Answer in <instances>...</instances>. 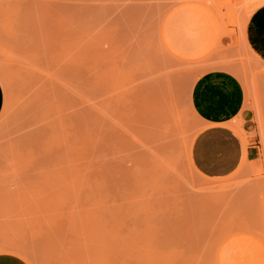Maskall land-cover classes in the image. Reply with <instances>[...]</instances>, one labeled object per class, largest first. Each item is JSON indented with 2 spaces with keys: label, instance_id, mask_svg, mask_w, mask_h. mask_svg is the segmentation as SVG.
I'll use <instances>...</instances> for the list:
<instances>
[{
  "label": "rangeland",
  "instance_id": "1",
  "mask_svg": "<svg viewBox=\"0 0 264 264\" xmlns=\"http://www.w3.org/2000/svg\"><path fill=\"white\" fill-rule=\"evenodd\" d=\"M261 5L0 0V253L264 264V191L193 168L187 106L200 72L246 76Z\"/></svg>",
  "mask_w": 264,
  "mask_h": 264
},
{
  "label": "crops",
  "instance_id": "2",
  "mask_svg": "<svg viewBox=\"0 0 264 264\" xmlns=\"http://www.w3.org/2000/svg\"><path fill=\"white\" fill-rule=\"evenodd\" d=\"M248 41L253 62L244 78L213 68L192 79L187 106L196 131L188 155L193 168L207 179L240 171L255 178L264 191V5L258 7ZM0 264L27 263L17 255L0 253Z\"/></svg>",
  "mask_w": 264,
  "mask_h": 264
}]
</instances>
